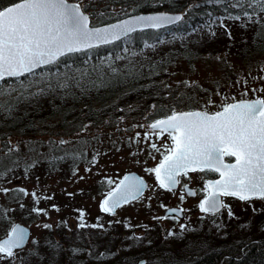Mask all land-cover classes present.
<instances>
[{
    "label": "trees",
    "instance_id": "trees-1",
    "mask_svg": "<svg viewBox=\"0 0 264 264\" xmlns=\"http://www.w3.org/2000/svg\"><path fill=\"white\" fill-rule=\"evenodd\" d=\"M12 2L13 0H0V7ZM85 2L89 5L88 12L91 13L93 24L109 22L133 12L161 10L184 13L190 6H199L192 7L191 14L184 22L162 29L159 33L153 30L137 31L115 44L66 58L73 70H96L94 74H102V86L88 88L86 91L74 89L67 96L59 91L48 93L21 102L11 114L14 117L12 119L0 115V149L9 138L11 142L16 138L19 152L25 161L29 160L26 144L39 145L49 140L59 141L63 136L66 140L76 142L75 147L81 151L79 142L83 141L86 132L95 131L93 127L98 129L99 137L113 133V127L118 128L119 133L126 132L130 130L123 127L127 120L128 124L132 125L135 122L133 119L145 114L148 117L145 121L149 122L164 115L167 112L164 106L176 105L180 97H183V102L178 104L180 109L205 107V103L194 104L196 94L206 101L215 92L219 93L217 87L221 82L227 80L226 83H231L240 78L242 71L252 77V72L261 68L264 62V40L253 39L257 25L245 27L241 21L225 20L226 28L219 26L217 22L209 29L208 13H213L214 18L222 16L224 9L206 3V0ZM101 12L104 13L103 16L100 15ZM193 28L197 31L193 32ZM210 31L215 35H210ZM173 33L183 38L173 39ZM158 38L163 39L165 43H157ZM117 56L123 59H116ZM109 65L116 71L113 72ZM175 66H180L182 71L187 70L183 71L184 74L204 69L214 72L216 78L212 82L205 79L199 81L197 84L200 88L195 87L196 84L192 82L194 86L188 88L183 83L187 81L174 80L179 76L177 71H180L174 70ZM58 68L62 72L69 71L64 67V63L59 64ZM38 71L48 72L50 69ZM174 81L176 88L172 89ZM179 88L181 93L177 96ZM152 105L160 107L153 109ZM215 109L216 107H208V110ZM85 125L89 127L87 130ZM39 152L45 154L44 158L27 175L23 166L17 167L0 178V184L8 182L19 173L27 178L43 179L51 172H62L64 165L72 164L71 168H75L76 165L89 163V157L86 155L88 153L83 151L79 159L67 158L55 163L50 161L46 143L39 147ZM36 195L40 198L38 207L47 210L48 208L41 206L45 196L40 197V193ZM46 197H51L45 198L51 200V209H54L53 205L56 209L62 208L58 202L53 201L58 196L47 192ZM20 204L25 207L21 208ZM34 206V199L26 202L23 194L10 192L0 209L5 214V220L11 221L13 216L10 213L17 208H21L22 218L29 220L30 215L32 218L38 216L32 211ZM233 213L234 218H229L226 214L222 217H206L199 222H192V225L189 222L184 223L188 230L183 233L180 232V226L175 227L172 222L161 229L159 225L130 221L132 218L116 219L111 227L90 230L91 238L84 236L82 243L79 240V230H69L68 226L62 223L67 221L66 217L60 216L54 225L50 224L51 229H44L40 252L48 255L46 264H138L141 258L146 259L145 264H264V209L251 211L250 208L242 210L238 207ZM0 228L7 232L9 223L0 221ZM137 229L142 230L140 235L136 234ZM169 231L176 235L169 236ZM49 239L58 242L63 249L55 259L45 247V242ZM73 247L84 249V252L73 257ZM88 251L92 253L91 256ZM100 253L106 255L100 257ZM33 264L38 262L33 260Z\"/></svg>",
    "mask_w": 264,
    "mask_h": 264
},
{
    "label": "snow or ice",
    "instance_id": "snow-or-ice-1",
    "mask_svg": "<svg viewBox=\"0 0 264 264\" xmlns=\"http://www.w3.org/2000/svg\"><path fill=\"white\" fill-rule=\"evenodd\" d=\"M206 3L224 9L222 16L213 18V13H208L209 29L217 22L219 26L226 28L225 20L241 21L245 27L257 25L254 41L264 40V0H206ZM198 6H190L182 14H126L127 18L100 26L92 23L91 13L88 12L89 5L85 0H13L11 4L0 7V115L12 119L14 117L11 114L21 102L48 93L59 91L67 96L74 89L86 91L88 88L102 86V74H94L96 70H73L66 58L115 44L137 31L153 30L159 33L162 29L184 22L191 14L192 7ZM100 15L103 16L104 13L101 12ZM192 31L197 29L193 28ZM209 34L215 35L213 31ZM172 37L183 38L177 37L176 33ZM229 37L231 38L230 33ZM157 43L163 44L165 41L158 38ZM116 59L123 57L117 56ZM61 63L69 71H60L58 65ZM46 68L50 71H38ZM111 70L116 71L114 68ZM237 83L246 81L238 80ZM253 91L264 92V89ZM244 96H247V92ZM181 102L183 97L178 98L176 105H165L167 112L162 118L153 119L147 124L133 125L145 130L143 138L146 142L152 136L159 139L165 135L171 141L170 144L162 146L163 151L156 143H150V148L160 153L161 159L155 167L146 168L145 171L155 176L158 188L174 192L179 186L181 202L185 196H196L198 191H202L204 197L198 208L204 216L215 217L226 210L229 218H234L231 206L225 202V198H235L243 202L264 200V97L242 98L239 101L225 97L219 105H215L209 98L204 102L205 107L186 109L178 107ZM208 106L216 107L217 110L209 111ZM151 107L156 109L160 106ZM147 119L145 115V120ZM140 136L141 133L137 132L135 137L129 139L139 142ZM45 143L53 163L67 158L76 160L83 155L75 147L76 142L61 138L59 141L41 142L39 145L26 144L29 160L25 161L19 152V145L12 144L9 138L0 149V178L21 166L27 175L44 158L45 154L39 152V147ZM66 145L71 147H65ZM90 163H96L95 157ZM206 172L218 174V179L205 180L203 189H192L187 183H182L181 178L190 180V174ZM106 179L109 185L115 184L100 203L101 212L109 215H115L117 209L140 200L149 188L144 179L135 174L123 176L118 183L110 178ZM0 192L5 195L9 192L29 195L23 188H0ZM31 195L36 205L32 211L37 215H47V210L38 207L40 198L35 192ZM20 207L24 208L25 205L20 204ZM52 207L56 209L55 205ZM161 207L166 209V214L157 219H178L184 212L182 208L168 209L165 205ZM83 217L84 213L80 211L79 228H104L99 223V218L97 224L86 225ZM0 221L10 225L5 238L0 239V264H33V260L38 264H46L48 255L40 252L39 241L31 237L27 227L5 220L2 209ZM111 223L109 221V225ZM42 227L51 229L52 226L43 224ZM187 230L188 227L181 224L180 232ZM168 235L175 236L176 233L169 231ZM29 242L33 245L32 248L27 247ZM45 247L50 250L53 259L63 251L61 245L51 239L45 242ZM83 252L84 249L71 248L73 257ZM88 255L91 256L92 253L89 252ZM104 255L106 253L99 254L100 257Z\"/></svg>",
    "mask_w": 264,
    "mask_h": 264
},
{
    "label": "rangeland",
    "instance_id": "rangeland-1",
    "mask_svg": "<svg viewBox=\"0 0 264 264\" xmlns=\"http://www.w3.org/2000/svg\"><path fill=\"white\" fill-rule=\"evenodd\" d=\"M173 69L176 71L180 69V71H177V74H179V76L175 77L174 80H177V82L187 81V83H183H185L188 88L194 86L193 84H191L192 82L196 84L195 87L200 88V85L197 84L199 83V81L205 79L207 82H212L216 78L214 72H207L204 69H200L192 73L190 72L189 74H184L183 71L187 70L182 71L180 66H175L173 67ZM245 73V71H242L241 76H243V78L241 79L240 76V78L233 80L231 84H227V80L221 82V85H219L217 89L221 91V93H227L226 96H231L233 94V96L236 98L240 96L238 92L241 91H249L253 88L264 89V79H262L260 76V74H262V77H264V62L262 63L261 68H257L252 72V77L246 75ZM238 80L246 81L245 84L248 85L245 87L241 84L239 85L237 83ZM173 83L174 84L171 85V88L175 89V81ZM180 89L181 88H179L178 92L176 93L177 96L181 93ZM174 91L175 90H173V92ZM256 93L264 96V92L257 91ZM215 98L216 99H214V101L218 103L221 101L220 98H223V96L221 95ZM193 102H195L194 104H196V102L203 104L205 100L201 99L199 97V94H196L194 96ZM126 132V134L119 133V129L116 128L113 133H108L107 135H102L101 137H99V133L95 134V132H90L85 135L88 138V141L84 143H86L90 148V151L94 155H96L95 164H80L78 166L76 165L75 168H71L72 164L64 165L62 167V172H51L47 174L43 179H38L35 177L27 178L26 176L20 175L19 173L18 175H16V177L10 179L8 182L0 184V188L26 189L29 193V195L25 196L26 202H28V200L32 198L31 193L33 192H35L36 194L40 193V197L45 196V198L47 192L60 197H55V200L53 201H55L56 203L58 202L60 207L62 208L58 210L51 209L49 206L51 200H45L44 198L41 206L44 208H48L47 215H35L34 218L26 220L22 218V212L20 211L21 208H17L15 209L16 211L10 213L13 216L11 223H14L16 221L29 226L31 230V237L35 238L37 241H39V244H41L42 238L44 237L43 233L45 231V228L42 227L43 224L54 225L60 216H65L66 218H68V229L72 230L73 228L71 227L75 226L76 224L74 216L75 214H77V212H75V208L80 206H84V208H86L87 214L91 217L99 215L101 199L109 190H106L107 186H110L107 183V179L104 178H110L113 181L117 182L125 172L130 170L139 171L143 175L142 171L144 169L152 168L154 164L158 163V159L161 158L160 153L155 152L154 150L149 148L150 142H146L143 136H140L139 142H133L129 139L136 136L133 132V126ZM114 135H116V137H113ZM61 138L66 140L63 136H61L60 139ZM154 140L159 141L157 143V146L161 147V151H163L161 141L164 140V138L161 137L157 139L155 136L151 137L150 141L154 142ZM129 141H131V143L133 142V145L130 147L126 146L127 144H131H129ZM12 144H17L16 138L12 140ZM94 144H96L95 147ZM117 144L125 145H121L122 148L119 151L117 149ZM86 169H90V171H86ZM146 175L149 180V188L140 200L133 201L130 204L121 207L117 210L116 214L112 215L111 217L107 216L105 213L102 214V212H100V217H102L101 219L112 221L113 219L125 220V218H132L133 221L137 223L153 224V226L159 225L161 229H164L167 225H170L168 219L157 218L164 217V207L160 206V201H163L165 198H170L171 193L158 188L153 180V174H149L146 172ZM103 180H106V185L105 181ZM101 181L104 183V185L103 188L99 189L98 184ZM114 185L115 184H112L110 186V189ZM9 193L5 195L4 193L0 192V207H3ZM241 202L243 201L235 200L231 201V204H233V206H241ZM185 204L187 208L189 207L188 204L190 203ZM257 206V204H253L250 210L252 211L256 209ZM147 207H149V209ZM200 213L201 212L199 210L190 213L187 216V220L198 218ZM90 220L91 219L87 218V221ZM173 224L175 227H179L181 226V221ZM5 231L6 230H2L0 228V237L6 235L7 232ZM89 233L90 232L88 231L86 233L83 232L80 234V243H82V239L84 238V236L88 239L91 238ZM27 247H33L31 242H29ZM6 263L7 262H4V264Z\"/></svg>",
    "mask_w": 264,
    "mask_h": 264
},
{
    "label": "flooded vegetation",
    "instance_id": "flooded-vegetation-1",
    "mask_svg": "<svg viewBox=\"0 0 264 264\" xmlns=\"http://www.w3.org/2000/svg\"><path fill=\"white\" fill-rule=\"evenodd\" d=\"M243 98V97H242ZM249 98H253V97H249ZM140 124V120L139 118H137V120L135 121V124ZM87 125L84 126L85 130H87L86 128H89L88 126L86 127ZM93 129H95V131H92V132H95L98 133V129L96 127H93ZM115 127H113V131H114ZM133 130L136 131V132H140L142 133L141 135H143V132L145 131L144 129H141V128H135L133 127ZM126 133V132H124ZM88 133L86 132L85 135H87ZM97 136V135H96ZM164 140H162V143L163 145L165 144H170L171 142H169L167 139L168 137L165 135L163 136ZM83 141H80L79 142V146L82 147L81 151L83 152H86V153H92L90 151V148L88 147V145L86 143H84V140L85 142L88 141V138L86 136L83 137L82 139ZM96 144H94V147H95ZM84 153V154H86ZM230 158H226V160H229ZM191 176V179H186V178H181L182 179V183H187L189 185L190 188L192 189H197V190H200V189H203V186H204V182L205 180L207 179H217L218 178V174L216 173H192L190 174ZM170 198H165L164 199V202H166V206H175V207H180L182 209H184V212L183 214L185 215V209H186V204L185 203H190L188 204L189 205V208L192 209L193 211L199 209L198 208V204L200 202L201 199H203L204 197V193L202 191H198V194L196 196H185V199L183 202H181L180 200V194H181V189L180 187L178 186L177 189L174 191V192H170ZM229 198H225V202H227ZM248 202H254V203H264V200H259V199H255V200H251V201H248Z\"/></svg>",
    "mask_w": 264,
    "mask_h": 264
},
{
    "label": "water",
    "instance_id": "water-1",
    "mask_svg": "<svg viewBox=\"0 0 264 264\" xmlns=\"http://www.w3.org/2000/svg\"><path fill=\"white\" fill-rule=\"evenodd\" d=\"M9 5V4H8ZM153 13H167V14H182V13H180V12H169V11H153V12H139V13H132L131 15H137V14H153ZM124 18H127V16H125V17H122V18H120V19H124ZM117 20H119V19H117ZM117 20H114V21H111V22H108V23H115ZM108 23H105V24H108ZM98 26H100V25H98ZM129 174H135V175H137V176H139V177H141L137 172H128V173H126L125 175H129ZM124 175V176H125ZM123 178V177H122ZM121 178V179H122ZM142 178V177H141ZM145 181V180H144ZM146 182V181H145ZM147 184V183H146ZM171 209V208H170ZM15 224H19L21 227H27V226H25V225H23V224H21V223H15ZM28 229H29V231H31L30 230V228L29 227H27ZM3 238H5V237H3ZM3 238H1V239H3ZM144 261L143 260H140L139 261V264H142Z\"/></svg>",
    "mask_w": 264,
    "mask_h": 264
},
{
    "label": "bare ground",
    "instance_id": "bare-ground-1",
    "mask_svg": "<svg viewBox=\"0 0 264 264\" xmlns=\"http://www.w3.org/2000/svg\"><path fill=\"white\" fill-rule=\"evenodd\" d=\"M152 137H154V136H152ZM162 138H163V137H162ZM158 142H159V141H155V140H154V143H156V144H157ZM161 143H162V141H161Z\"/></svg>",
    "mask_w": 264,
    "mask_h": 264
}]
</instances>
